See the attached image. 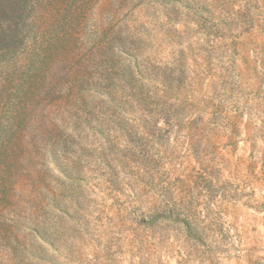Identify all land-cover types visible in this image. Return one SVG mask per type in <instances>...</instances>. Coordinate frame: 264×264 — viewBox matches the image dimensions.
<instances>
[{
	"label": "rangeland",
	"instance_id": "rangeland-1",
	"mask_svg": "<svg viewBox=\"0 0 264 264\" xmlns=\"http://www.w3.org/2000/svg\"><path fill=\"white\" fill-rule=\"evenodd\" d=\"M38 154L0 264H264V0H0V161Z\"/></svg>",
	"mask_w": 264,
	"mask_h": 264
},
{
	"label": "trees",
	"instance_id": "trees-1",
	"mask_svg": "<svg viewBox=\"0 0 264 264\" xmlns=\"http://www.w3.org/2000/svg\"><path fill=\"white\" fill-rule=\"evenodd\" d=\"M73 99H77V96H72ZM80 98V97H79ZM87 98H91L88 97ZM155 108L159 106V104L152 102L151 103ZM67 112V111H66ZM150 116V120H153L155 116L162 115L165 116V114L159 110V113L155 111V114L152 115L151 113H148ZM55 120H57V116H51V121L53 122V129L50 131L44 132V134H49V136L55 138L53 140V143H38L33 142L31 144H27V147H33L37 149L38 151H41L45 149L46 147H51L52 151L55 154L56 160L59 162L62 170L67 172L68 170V147L66 144V141L60 144V141H58V135L60 134L58 132V124H55ZM44 127V126H43ZM36 157L40 158V154L36 155L35 157H30L27 159H19L13 162L10 159H4L0 161V166L2 164H13L15 166L14 170H6L7 166H2L4 169H0V214L4 211V203L9 200L10 197V191L12 190V187L17 182L27 183L29 186H31L33 189H31V192L29 196L34 195L38 191H46L50 195H53L52 189L50 187H45L46 180L44 179L45 172L42 174L40 171L37 170V167L43 166L44 167V161H36ZM46 166V163H45ZM12 230V227H11Z\"/></svg>",
	"mask_w": 264,
	"mask_h": 264
}]
</instances>
